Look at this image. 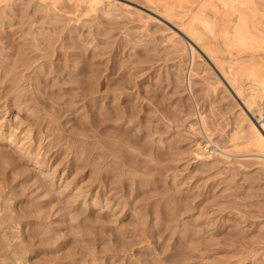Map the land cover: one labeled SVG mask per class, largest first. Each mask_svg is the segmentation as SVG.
Listing matches in <instances>:
<instances>
[{"label": "rangeland", "instance_id": "374dc122", "mask_svg": "<svg viewBox=\"0 0 264 264\" xmlns=\"http://www.w3.org/2000/svg\"><path fill=\"white\" fill-rule=\"evenodd\" d=\"M86 3L0 0V264H264L263 166L192 153L238 102L146 0Z\"/></svg>", "mask_w": 264, "mask_h": 264}, {"label": "bare ground", "instance_id": "6f19581e", "mask_svg": "<svg viewBox=\"0 0 264 264\" xmlns=\"http://www.w3.org/2000/svg\"><path fill=\"white\" fill-rule=\"evenodd\" d=\"M85 1L92 10L101 1L105 4V0ZM108 1L111 3V0ZM166 1L146 0L153 7L150 9L153 14L146 15L147 20L160 17L174 26L175 30L172 29V35L168 36L172 43L184 42L193 60L196 55L198 60L204 61V69L208 66L214 69L240 106L235 131L228 137L231 143L229 147L218 142L219 145L216 144L206 114L199 111L196 116L199 133L204 141L215 145V148L207 151L202 141L198 140L192 153L200 159H209L216 153L228 159L231 154L250 155L247 157L257 159L264 170V0H194L195 3L180 0L178 4V0H169L176 5ZM186 3L191 5L186 6ZM136 12L143 17L141 11ZM193 68L187 74L188 87L191 86ZM214 86L215 89L217 86Z\"/></svg>", "mask_w": 264, "mask_h": 264}, {"label": "built area", "instance_id": "2783aa9c", "mask_svg": "<svg viewBox=\"0 0 264 264\" xmlns=\"http://www.w3.org/2000/svg\"><path fill=\"white\" fill-rule=\"evenodd\" d=\"M203 145L207 151H211L213 148H215V145L209 144L206 141L203 142Z\"/></svg>", "mask_w": 264, "mask_h": 264}]
</instances>
